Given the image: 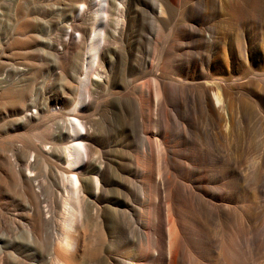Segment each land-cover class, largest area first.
Listing matches in <instances>:
<instances>
[{
  "label": "bare ground",
  "instance_id": "bare-ground-1",
  "mask_svg": "<svg viewBox=\"0 0 264 264\" xmlns=\"http://www.w3.org/2000/svg\"><path fill=\"white\" fill-rule=\"evenodd\" d=\"M241 2L67 0L42 100L1 75L14 132L42 136L0 143L33 158L0 182L44 233L28 264H264V34Z\"/></svg>",
  "mask_w": 264,
  "mask_h": 264
},
{
  "label": "rangeland",
  "instance_id": "rangeland-1",
  "mask_svg": "<svg viewBox=\"0 0 264 264\" xmlns=\"http://www.w3.org/2000/svg\"><path fill=\"white\" fill-rule=\"evenodd\" d=\"M254 2L255 0L241 2L240 31L247 38L252 36L253 27L264 34V0ZM194 6L205 7L201 3H195ZM69 8L67 0H0V77L6 70H10L9 73L14 76L18 70L27 69L30 79L24 90L33 101L40 102L44 95L46 40L48 36L59 34L58 27L61 22L69 21ZM252 15L260 16L261 23L253 22ZM10 104L7 100H0V140L4 137L0 143L6 142L10 145L21 138L23 144L27 142L30 146L32 143L40 146V129L27 134V141L14 132ZM8 149L0 155V182L2 178L8 180L9 175L14 176L20 164L33 160L24 153L16 158L12 149ZM34 171L41 180L40 159L36 162ZM20 188L17 179L0 188V264H28L31 260L40 259L47 254L44 233H38L33 221L29 219L28 198ZM131 251L134 253V250ZM259 257L260 254L252 256L254 260ZM139 263L143 264V260H139Z\"/></svg>",
  "mask_w": 264,
  "mask_h": 264
}]
</instances>
